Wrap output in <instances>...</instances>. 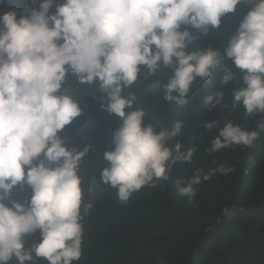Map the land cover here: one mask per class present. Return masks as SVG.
Returning a JSON list of instances; mask_svg holds the SVG:
<instances>
[{
	"label": "clouds",
	"instance_id": "1",
	"mask_svg": "<svg viewBox=\"0 0 264 264\" xmlns=\"http://www.w3.org/2000/svg\"><path fill=\"white\" fill-rule=\"evenodd\" d=\"M38 0H31L33 5ZM253 3L236 33L228 41L224 58L242 73L244 87L233 91L232 106L242 105L246 116L264 114V0H42L39 10L26 9L0 15V264L16 258L18 264L46 259L48 264H74L82 256L84 228L81 221L92 213V202L83 200L78 174L83 151L69 149L58 133L81 114L77 100L64 87L68 75L84 85H96L106 94V110L122 118L114 132V148L105 151L107 166L100 179L116 190L121 203L144 186L167 181L176 162L190 163L195 146L183 148L168 141L181 134L183 123L170 130L145 124L146 112L133 109L134 92L124 95L141 75L171 68L173 75L161 86L165 102L183 103L193 82L207 81L221 61L209 48L187 52L195 37L182 25L207 33L221 17L240 3ZM147 78V77H146ZM235 78L226 73L221 84ZM224 93L214 92L204 104L223 107ZM203 127L218 134L208 152L233 145L251 148L258 138L231 121ZM264 131V122L259 125ZM207 174L197 169L187 181L177 180L179 194L194 203L195 186ZM18 184L32 194L28 205L3 201ZM39 231L41 239L25 248L24 238Z\"/></svg>",
	"mask_w": 264,
	"mask_h": 264
},
{
	"label": "trees",
	"instance_id": "2",
	"mask_svg": "<svg viewBox=\"0 0 264 264\" xmlns=\"http://www.w3.org/2000/svg\"><path fill=\"white\" fill-rule=\"evenodd\" d=\"M31 0H0V15L15 11L17 18L26 9L35 7ZM55 0L50 14L56 10ZM253 3H240L233 13L221 17L217 28L207 33L182 25L195 37L187 52L209 48L221 53L220 64L212 76L193 82L189 94L181 103H167L161 86L173 75L171 68L158 70L147 76V68L140 66L138 81L124 90L136 94L133 109L146 112L145 124L157 131L170 130L175 122L183 123L181 134L171 138L169 146L180 142L184 149L195 146L190 163L176 162L167 181H156L155 186H144L125 203L117 198L116 190L101 182V170L107 166L105 151L112 150L114 132L122 118L110 114L106 94L96 85L80 84L71 74L64 87L78 102L81 114L66 125L58 135L69 149L83 151L79 175L82 178L83 200L92 202V213L84 216L82 256L74 264H264V131L259 125L264 114L246 116L242 105L232 106L233 91L244 87L242 73L231 60L224 58L228 41L236 33L243 17ZM235 78L221 84L226 73ZM147 77V78H146ZM224 93L223 107L211 109L204 98L214 92ZM215 121L220 127L231 121L247 131H256L258 138L251 148L233 145L209 153L210 141L218 134L203 125ZM220 166L232 168L227 174L216 171L210 178L196 185L194 203L179 194L176 181H187L199 169L207 174ZM32 194L27 184L16 185L3 202L28 205ZM229 209H227V207ZM223 216V221L219 223ZM41 239L39 231L24 238L25 248ZM195 254V255H194ZM8 264H18L15 257ZM26 264H48L46 259H35Z\"/></svg>",
	"mask_w": 264,
	"mask_h": 264
},
{
	"label": "water",
	"instance_id": "3",
	"mask_svg": "<svg viewBox=\"0 0 264 264\" xmlns=\"http://www.w3.org/2000/svg\"><path fill=\"white\" fill-rule=\"evenodd\" d=\"M230 206L227 207V209H229ZM223 221V216L220 218L219 223H221ZM195 255V254H194Z\"/></svg>",
	"mask_w": 264,
	"mask_h": 264
}]
</instances>
